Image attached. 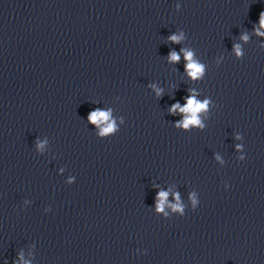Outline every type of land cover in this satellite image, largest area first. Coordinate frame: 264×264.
I'll return each instance as SVG.
<instances>
[{"label":"clouds","instance_id":"1","mask_svg":"<svg viewBox=\"0 0 264 264\" xmlns=\"http://www.w3.org/2000/svg\"><path fill=\"white\" fill-rule=\"evenodd\" d=\"M177 7H179V5H177ZM260 28H264V12H261L260 14ZM257 34L264 35V32H260L257 29ZM183 38H184V34L180 33L179 35L177 34L170 35L168 37V40L172 43H180L183 40ZM242 39L247 40L248 37L244 35L242 36ZM234 50L238 56L241 55L239 45H235ZM181 51L183 52L184 59L186 61L185 70L188 73V75L192 79L200 78L204 73V65L193 59L194 53L191 50L181 49ZM180 58H181L180 54L177 53L176 51H171L168 55V60L170 63H178L180 61ZM152 87L155 89L157 96L162 95L161 89H156L154 85ZM208 103H209L208 100H204L203 102L198 101L195 98V95L193 94L187 98L185 106L181 107V105L177 102L176 104L172 105L169 111L171 114H175L177 111L185 114L184 119L177 124L178 127H183L184 129H188L190 126L203 127L198 114L207 109ZM88 119L90 123L97 126L107 122L106 126L102 127L101 129V133H100L101 135L113 133L115 130V123L113 121H110V112L101 111L97 109L89 114ZM37 147L39 149H43L44 145L43 143H38ZM237 147L239 148V146ZM167 196H168L167 192H160L158 194L157 211L159 212L164 211ZM176 199L177 201H179L178 194L176 196ZM193 205H195L194 199H193ZM171 207L173 208L174 211H179L183 213V208L179 204V202L175 205H171Z\"/></svg>","mask_w":264,"mask_h":264}]
</instances>
